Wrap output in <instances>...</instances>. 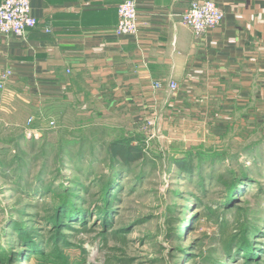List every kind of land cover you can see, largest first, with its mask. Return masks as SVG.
<instances>
[{"label":"crops","instance_id":"crops-1","mask_svg":"<svg viewBox=\"0 0 264 264\" xmlns=\"http://www.w3.org/2000/svg\"><path fill=\"white\" fill-rule=\"evenodd\" d=\"M124 1L33 0L27 37L0 35V71L15 73L0 112L71 115L82 127L67 130L109 134L156 120L179 145L231 133L264 144V0H215L224 22L201 43L181 22L192 0H134L139 35L119 38Z\"/></svg>","mask_w":264,"mask_h":264},{"label":"rangeland","instance_id":"rangeland-1","mask_svg":"<svg viewBox=\"0 0 264 264\" xmlns=\"http://www.w3.org/2000/svg\"><path fill=\"white\" fill-rule=\"evenodd\" d=\"M6 88L7 86L0 89V101H2V94ZM4 106L8 107V105L0 103V108H4ZM24 113L25 110H22L20 116L16 117L10 113L0 112V147L3 146L4 139L17 138L22 131L26 132V129L38 130V137H33L35 138L34 144L23 145L24 149L29 146L25 150L28 154L26 159L30 160L29 166L23 172L17 169L23 155L14 148V145H12L8 156L0 155V166L17 164L16 169L7 171L11 174L16 173L23 177L22 180L28 181V189L32 194L33 186L43 170L44 162L42 156L40 161L31 162V160L37 153L47 149L50 151V163L48 173L43 177L46 186L67 188L71 184L69 183L71 179L76 178L86 182V185L84 184L86 191L81 193V196L87 200V205L84 207L80 204L85 210L86 219L82 225L76 224L69 227L73 228V231L68 232V234H72L68 236V239L74 247L64 248L63 253L69 260L68 264H247L239 260L240 256L236 258L237 254L233 252L231 246H233L235 238H243L247 230L250 232L248 235L250 236L256 229H259L260 233L255 237L251 235V238H255L254 248L259 250L263 247L264 148L261 151V156L257 159L253 155L244 158L242 149L247 146V143L243 142L241 135L231 133L225 136L226 138L221 142L205 145L226 153L225 157L217 160V171H220L221 175H217L216 184L220 185L223 181L222 174L225 171L233 170L239 175L242 168L246 167L250 170L251 183L247 184L243 193H239L232 208L222 210L221 204L225 202L226 196V190L223 187L216 186V184L213 187L214 180H212L207 184V195L200 197L202 193L198 189L197 182L201 181V172L196 170L195 180L194 178L188 182L177 180L180 173L171 165L174 155H182V148L204 144V140L179 145L160 133L155 128V124L147 130V134L142 130L133 131L134 133L126 131L113 132L112 134L89 130L74 132L67 130L65 125L69 123V126L76 125L80 128L82 122L71 115L61 118L63 124L55 119L56 127L52 128V119L49 118V115L46 114L37 123L36 117L31 116L29 112ZM30 120L33 122L29 123ZM87 123L83 125L87 127ZM136 133L145 136V151L149 154L151 163L145 168L146 175L143 182H137L136 176L120 182L121 190L116 194L117 200L112 206L113 215L110 219V227L108 231H104L102 219L97 217L94 212L103 207V201L99 198L98 191L103 189L104 185L98 178L100 175L108 173L106 163H104L105 154L99 153L95 172L89 171L88 178L81 176L78 169L79 166L82 170L89 168L88 165L91 163L89 156L85 158L86 162L79 165L74 164L67 170L55 166L54 160L60 151L59 146L71 138L90 143L98 141L104 144L112 139H106L109 135L117 138ZM252 138L251 140L256 142L260 136L253 135ZM253 142L251 144H255ZM234 154L240 155L238 163H232L229 158ZM156 155L159 157L156 158ZM210 166L211 160L207 161L202 172L206 175L205 178L209 179L212 174ZM0 171L2 173V170ZM79 177L81 178L79 179ZM13 181H6L5 177L0 174V255L8 253L10 256L13 255L8 262L6 261L8 264H16L17 258L14 256L20 252L21 256L18 258L21 262L17 264H46L48 260L43 261L41 256L32 255L26 249L22 251L20 249L19 252L13 251L21 245H17L11 238H6L4 232H6L10 219L23 220L28 228H33L32 232H39L38 230L46 225L41 221L42 218L51 214L58 195L44 193L34 197L25 196L20 191L23 195L21 196L15 191ZM24 188L26 187L22 184L21 189L24 190ZM10 232L11 234H8L13 235L14 238V230ZM43 233L46 234V237H42V239H45L46 242L44 241L41 248L46 256L54 251V246L51 244L49 246L50 234ZM11 250L14 254L10 253ZM228 250H230L231 256ZM261 264H264V257Z\"/></svg>","mask_w":264,"mask_h":264},{"label":"trees","instance_id":"trees-1","mask_svg":"<svg viewBox=\"0 0 264 264\" xmlns=\"http://www.w3.org/2000/svg\"><path fill=\"white\" fill-rule=\"evenodd\" d=\"M107 138L108 137H106V139ZM34 139L35 138L28 139L26 137V132L22 131L17 138L11 137L3 140V146L0 147V155L4 157L8 156L12 149V145H14V148L23 156L20 158L19 167L15 163L0 166V170H2V173L0 171V174L5 177L6 181L14 180L13 182L15 184V191L18 193V195L23 196V193L25 196L31 195L36 197L46 193V195L56 194L58 195V199L56 200L54 208H52L51 214H47L41 220L46 224L45 227L42 228L43 230L41 229L38 230L39 232L36 231L34 233L32 232L34 231L33 228H28L27 224L23 220L10 219L4 234L6 238H11L15 243H17V245H21L19 248L17 247L13 250L15 252H19L20 249L21 251L26 249V251H29L32 253V255L41 256V260H48L46 264H68L69 260L66 256H64L65 254L63 253L64 248L74 247L71 241L68 239V236L72 235L68 234V232L73 231V228L69 227L76 224L82 225L86 219L85 210H83L81 207V205L84 207L87 205V200H84V198L81 196V193L86 191L84 187L86 182L84 183L81 181V177H79L80 180H77V178L71 179L69 182L71 184L67 188H62V186H59V188L46 186L44 184L45 180H43V177L48 173L50 151L45 149L43 152H40L39 154L37 153L35 158L31 160V162L40 161V157L42 156V160L44 162L43 170L41 171V174L38 175V179L33 186L31 194L28 189V181L22 180V176H19L16 173L11 174L7 170L10 171L18 167L17 169H19L21 172L26 171L30 160L26 159L28 154L25 150H27L29 146H26L24 149L23 145H33ZM145 139V136L139 133L112 138L110 141L104 142V144L98 141L90 143L77 138H71L68 140L66 138L67 142L62 143L59 146L60 151L56 154L54 164L55 166H60L65 170L71 168V166L74 164L79 165L82 162H86L85 158H87V156L90 157L89 161L91 163L88 165L89 168L82 170V168L79 166L78 169L79 174L85 178L90 176L89 171L95 172L97 161L99 160V153L102 152L105 154L104 163H106L108 173L105 175H100L98 178V180L104 185L103 189L98 191L99 198L103 201V207L98 208V211L94 212L97 214V217L102 219V222L104 223V231H108V228L110 227V219L113 215L112 206L117 200L116 194L119 193V190H121L120 182L122 183L124 179H131L130 177L136 176V181L141 183L145 178V168L151 163V160L149 159L150 156L145 151ZM263 148V143H260V145L247 144V146L242 149V155H244V158H249L253 155L255 156V159H257L259 156H261L260 154L262 153L261 151ZM182 149L181 156L172 155L173 157L171 159V165H173L175 170L180 173V177L177 178V180L186 182L190 181L191 178H194L195 180L196 170L198 169L201 172V181L200 183L197 182L199 185L198 189L201 191L200 193H202V196L200 197H204L208 193V189L206 190L207 184L214 180L212 183V186L214 187L216 184L215 180L217 175H221L220 171H217V160L221 157H225L226 153L219 152L215 150V148L211 146H205L204 144L192 145ZM158 157L159 156L156 158ZM239 157V154L229 156L232 163H238ZM209 160H211V179L205 178L206 175L202 173L204 166ZM14 162L16 161L14 160ZM239 172V175H241L240 177L237 175L236 171H225L222 174L223 181H221L220 185L216 184V186L223 187L224 190H226V196L224 198L225 202L221 204L222 210L232 208L236 202V197L239 195V193H243L245 191V187H247V184L251 183L252 181L249 168H242ZM22 184H24L26 187L24 190L21 189ZM19 216L21 217L22 215ZM13 230L15 232L14 238L13 235L8 234H11L10 231ZM43 232L50 234L49 237L51 238V242H49V246L50 244L54 246V251L46 256L45 252L42 250L43 248H41V245H43L45 241V239H42V237H46V234ZM249 233L250 232L247 230L246 234L243 235V238H235V242L231 248L233 252L237 254H235L236 258L240 256L239 260H242L247 264L251 262L261 264L262 258L264 257V255L262 256V254H264V245L261 247L262 250H256L253 245L255 238H251V235H254V237L259 235L258 233H260V230L256 229L253 234L248 236ZM17 234H19V236H17ZM35 238L36 240H34ZM13 251L11 250L10 253L14 254ZM228 253L230 254V250H228ZM19 256H21V252L14 256L17 258L16 264L21 262L20 258H18ZM10 257H13V255L10 256L9 253L6 255H0V264H8L7 262L9 261Z\"/></svg>","mask_w":264,"mask_h":264},{"label":"built area","instance_id":"built-area-1","mask_svg":"<svg viewBox=\"0 0 264 264\" xmlns=\"http://www.w3.org/2000/svg\"><path fill=\"white\" fill-rule=\"evenodd\" d=\"M33 0H1L0 3V35L25 38L30 30L34 29L38 20L32 13ZM119 23L115 34L119 38L137 37L140 32L138 20V7L134 0H125L118 6ZM224 13L217 6L215 0H192L190 6L182 15V24L188 27L194 34L197 43H201L206 34L224 22ZM14 71L11 69L0 71V89H4L14 79ZM156 88H160L157 85ZM172 91L178 90V85L170 84ZM33 122L30 120L29 123ZM155 121H149L148 126L142 131L148 133V129L154 126ZM52 128L56 127L51 122ZM38 130L26 129V136L30 139L38 137Z\"/></svg>","mask_w":264,"mask_h":264}]
</instances>
